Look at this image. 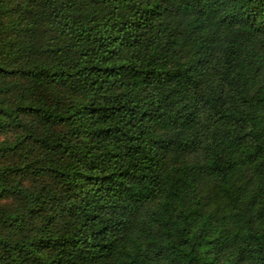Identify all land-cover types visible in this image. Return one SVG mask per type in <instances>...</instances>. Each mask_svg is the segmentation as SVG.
<instances>
[{"label":"trees","instance_id":"1","mask_svg":"<svg viewBox=\"0 0 264 264\" xmlns=\"http://www.w3.org/2000/svg\"><path fill=\"white\" fill-rule=\"evenodd\" d=\"M0 264H264V0H0Z\"/></svg>","mask_w":264,"mask_h":264}]
</instances>
